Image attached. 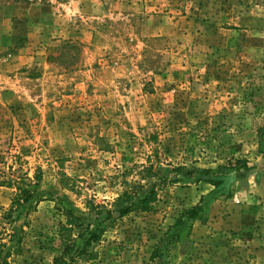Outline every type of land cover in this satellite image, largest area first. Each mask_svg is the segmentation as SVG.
Masks as SVG:
<instances>
[{
    "label": "rangeland",
    "instance_id": "1",
    "mask_svg": "<svg viewBox=\"0 0 264 264\" xmlns=\"http://www.w3.org/2000/svg\"><path fill=\"white\" fill-rule=\"evenodd\" d=\"M37 174L43 196L6 219ZM164 178L149 211L118 219L98 259L76 264H264V0H0L7 263L53 264L67 202L109 206ZM202 197L204 221L151 260Z\"/></svg>",
    "mask_w": 264,
    "mask_h": 264
},
{
    "label": "trees",
    "instance_id": "2",
    "mask_svg": "<svg viewBox=\"0 0 264 264\" xmlns=\"http://www.w3.org/2000/svg\"><path fill=\"white\" fill-rule=\"evenodd\" d=\"M205 172L207 173L209 171ZM140 175L143 181L153 179L156 176L153 172L152 165L143 167ZM35 178L36 183L33 184V188L29 185H27V187H18V193L13 200L12 206L5 213L6 219L15 223L21 217L25 209H32L37 201L38 195L43 196V194L39 193L37 190L41 175L37 174ZM166 180L167 179L164 178L159 185H157L156 182L152 183L148 187V191L142 195H139L137 192L138 190H124L109 206L97 205L90 202L88 203V211H82L73 206L70 202H67L63 209L64 221L59 227V239L63 247L60 255L54 258L53 264H76L78 259H83L85 261L97 260L98 251L96 248L107 230L112 227L118 219L136 210L141 212L149 211L151 204L157 199V192L165 189ZM172 180L171 182L173 184L179 181L177 178ZM204 181L215 187L220 185V181L213 179ZM204 199L205 198L202 197L199 204L183 211L177 217L174 225L168 229L164 239L161 241V246L159 243L153 249L151 260L164 258L163 253L166 252L163 250L167 248L166 243L169 244L178 241L183 231L188 235L191 225L195 221H204L201 207V202ZM20 230L21 228L19 231ZM19 231L17 227L13 225L11 234L9 235V241L14 242L17 240L16 243L18 247L22 240V235ZM8 255L9 251L2 257V251L0 250V264H8Z\"/></svg>",
    "mask_w": 264,
    "mask_h": 264
},
{
    "label": "crops",
    "instance_id": "3",
    "mask_svg": "<svg viewBox=\"0 0 264 264\" xmlns=\"http://www.w3.org/2000/svg\"><path fill=\"white\" fill-rule=\"evenodd\" d=\"M204 194V193H203ZM195 223H197V222H195Z\"/></svg>",
    "mask_w": 264,
    "mask_h": 264
}]
</instances>
